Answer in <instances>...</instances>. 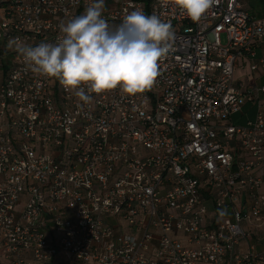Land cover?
Segmentation results:
<instances>
[{
	"label": "built area",
	"instance_id": "built-area-1",
	"mask_svg": "<svg viewBox=\"0 0 264 264\" xmlns=\"http://www.w3.org/2000/svg\"><path fill=\"white\" fill-rule=\"evenodd\" d=\"M254 1L193 23L159 0H104L110 27L140 9L175 36L150 90L79 107L8 43H55L95 0H0V264H264Z\"/></svg>",
	"mask_w": 264,
	"mask_h": 264
},
{
	"label": "clouds",
	"instance_id": "clouds-1",
	"mask_svg": "<svg viewBox=\"0 0 264 264\" xmlns=\"http://www.w3.org/2000/svg\"><path fill=\"white\" fill-rule=\"evenodd\" d=\"M216 2L159 0L161 7L172 4L193 23L200 22ZM104 7V0H95L84 14L61 22V35L55 43L30 46L14 38L8 48L19 54L26 71L58 80L79 100V107L90 104L93 94L118 90L132 97L150 90L160 75L159 62L170 51L173 26L137 9L126 14L121 24L110 27L102 15Z\"/></svg>",
	"mask_w": 264,
	"mask_h": 264
},
{
	"label": "trees",
	"instance_id": "trees-1",
	"mask_svg": "<svg viewBox=\"0 0 264 264\" xmlns=\"http://www.w3.org/2000/svg\"><path fill=\"white\" fill-rule=\"evenodd\" d=\"M264 5V0H257L252 2V7L254 13H256L258 16L264 15V10L262 9Z\"/></svg>",
	"mask_w": 264,
	"mask_h": 264
},
{
	"label": "crops",
	"instance_id": "crops-1",
	"mask_svg": "<svg viewBox=\"0 0 264 264\" xmlns=\"http://www.w3.org/2000/svg\"><path fill=\"white\" fill-rule=\"evenodd\" d=\"M250 116V115H249ZM243 119H245V118H243ZM263 243H264V241H262Z\"/></svg>",
	"mask_w": 264,
	"mask_h": 264
},
{
	"label": "rangeland",
	"instance_id": "rangeland-1",
	"mask_svg": "<svg viewBox=\"0 0 264 264\" xmlns=\"http://www.w3.org/2000/svg\"><path fill=\"white\" fill-rule=\"evenodd\" d=\"M251 6H252V2H251ZM253 8V7H252ZM237 74V73H236Z\"/></svg>",
	"mask_w": 264,
	"mask_h": 264
}]
</instances>
